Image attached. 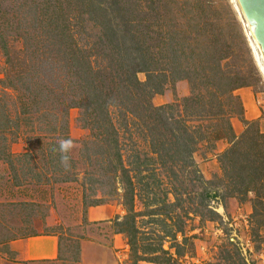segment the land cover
Returning a JSON list of instances; mask_svg holds the SVG:
<instances>
[{
    "label": "trees",
    "instance_id": "obj_1",
    "mask_svg": "<svg viewBox=\"0 0 264 264\" xmlns=\"http://www.w3.org/2000/svg\"><path fill=\"white\" fill-rule=\"evenodd\" d=\"M3 1L0 48L5 62L0 86L11 90L18 106L13 117L0 95V135H20L25 128L32 133L27 138L29 147L42 148L35 150L40 151L39 157L31 148L20 156L11 153L9 146L0 148V159L11 164L18 180L19 169L13 164L18 157L28 162L22 177L30 180L79 179L78 162L71 158V168L66 170L59 151L52 147L60 138H69V111L80 109L83 128L95 137L84 142L87 160L101 162L98 171L114 183V194L126 211L115 218L116 233L123 234L136 252L139 218L149 217L150 223L163 229L158 236L162 245L150 252L148 262L175 264L185 257L194 248V236L186 232L192 217L201 222L222 219L211 206L214 200H221L224 208L226 199L251 202V220L257 227L253 231L264 227V132L259 121L245 119L243 103L235 94L253 87L260 73L229 2L14 0L3 8ZM14 31V39L5 38ZM17 40L19 50L12 46ZM140 73L146 74V82L139 79ZM180 81L188 83L189 95L166 105L153 103L168 83ZM114 108L125 127L135 126L148 144L150 154H144L142 162L147 168L126 163ZM234 117L245 125L239 136ZM221 140L230 146L218 156L221 172L208 180L195 155L201 145L215 150ZM141 156L138 153L135 162ZM143 173L162 174L171 185L159 206L148 212L137 211L138 185L148 177ZM101 204L99 200L88 203L85 196V207ZM165 242L174 253L164 249ZM231 245L225 255L228 264H251L238 244ZM160 253L167 257L163 262H158ZM79 256L80 251L76 261Z\"/></svg>",
    "mask_w": 264,
    "mask_h": 264
},
{
    "label": "rangeland",
    "instance_id": "obj_2",
    "mask_svg": "<svg viewBox=\"0 0 264 264\" xmlns=\"http://www.w3.org/2000/svg\"><path fill=\"white\" fill-rule=\"evenodd\" d=\"M12 1L14 0H4L3 8H7V5L12 4ZM226 1L231 4L237 13L244 34L250 43L248 28L241 16L236 0ZM19 11L21 12V10ZM16 34L17 32L15 31L9 34L7 33L5 38L14 39ZM13 42H15L12 44L13 48L19 50L21 48L19 41H12V43ZM4 62L5 59L0 48V72L4 69ZM256 65L260 77L252 82V88L257 94V105L262 111V122L264 124V74L257 61ZM138 77L142 82L147 81L145 73H140ZM1 78H3V75L0 73V79ZM183 82L168 83L164 93L154 96L153 103L158 106L166 105L185 97L182 94L185 92L189 93V86L186 81ZM0 95L9 106L14 117L18 106L16 97L14 94L12 95L11 90L4 91L1 86ZM81 114L80 109H71L68 117L69 137L75 144V147L69 155L78 162L77 168L80 172V176L77 181L60 183L51 181L39 183L35 180H30V176L22 177L27 170L28 162L24 158L19 157L14 159L13 162L14 166L19 169L17 173L21 176L18 180L13 173L11 164L7 163L5 159H0V264H75L79 251L81 253V244L83 241L103 242L106 245H111L112 234L117 230L114 224L115 218L111 219V222H113L112 224L104 225L105 223L103 222L109 220L99 221L100 223H90L87 217L90 207L88 208L84 205L85 196L86 202L90 203L95 200L102 201L103 204L99 206L103 208H113L120 216H124L126 211L121 205L120 197L114 194V183L108 181V179L98 171L101 162L94 159L91 164V162L87 160L89 153L87 152L86 154V151L83 149L84 142L95 137L89 129L83 128V124L80 121ZM112 116L120 130L123 152L128 166L135 168L139 164H142L147 168V165H145L146 163L142 162L144 154H150V152L148 144L143 140V136L136 133L135 126L130 125L125 127V121L119 116L115 108L112 109ZM234 118L239 119L238 117ZM31 135L32 133L25 128L21 131L20 135L8 132L5 135L1 134L0 148H4L5 145L7 147L9 146L10 152L15 156H20V154L27 152L29 150L28 148H31L36 157H39L40 151L35 152V150H37V148H42L38 145L30 147L28 145L29 139L27 138ZM4 138H6L7 141L3 142ZM49 141L50 139H48L45 144ZM57 147L56 145L52 147V149L54 150ZM44 149L47 152L50 150L49 146ZM210 152H213V150H209L207 144L201 145L196 154L197 159L202 162ZM138 153L142 156L141 161L137 163V161L135 162V156ZM36 159L35 161L41 164V159ZM149 163L152 164L153 162H148L147 164ZM47 169L48 168H42V171H46ZM85 172H87V176L92 177L87 178ZM54 174L58 178H63L64 176L62 173L59 174L55 171ZM147 174L148 173H143L141 175L148 177L141 182V185H138L140 189L139 194L141 195L140 199L137 200V211L139 212H148L147 210L159 206L161 200L166 197L165 192H168L171 187L168 179L162 174L158 176H150ZM211 180H214V177H212ZM172 198L171 196V199ZM233 200L235 199H226V201H224L226 204V211L223 215L218 211L220 208L224 209L223 202L221 200H214L211 202V206L222 216L221 220H205L201 222L199 218L192 217L193 219L189 221L186 232L189 237L194 236V248L191 249L185 257L177 259L175 264H228L225 260V255L226 250L232 248L231 244H238L242 254L249 262L251 264H256L257 261L254 258H257L256 256L264 251V227L261 228L259 232H254L255 230L253 231V229L257 227L251 220L252 214L246 215L247 211L245 207L246 203L252 206L251 202L240 203L236 200L238 206L233 203ZM238 207L243 209L242 211L244 214L241 212V216L237 215ZM138 220V226L141 228L136 246L138 251L133 252L131 246H128L122 264H154L148 262V260L151 259L150 252L153 249L158 250L162 245L161 239L158 238L159 234L163 232L161 225L150 223L149 217L139 218ZM46 234L59 236L62 244L61 262L27 263L13 260V255L8 249V243L12 239ZM125 239L128 243L126 237ZM178 239L182 241V236L179 235ZM163 244L165 250L174 253V250H170L169 242ZM166 258V255L160 253L158 262H163ZM111 260L112 256H109V258L106 256L105 261Z\"/></svg>",
    "mask_w": 264,
    "mask_h": 264
},
{
    "label": "crops",
    "instance_id": "obj_3",
    "mask_svg": "<svg viewBox=\"0 0 264 264\" xmlns=\"http://www.w3.org/2000/svg\"><path fill=\"white\" fill-rule=\"evenodd\" d=\"M183 82V81H181ZM184 83V82H183ZM189 93L185 92L182 95L187 96ZM235 94L241 99L245 109V119L248 121L261 122V128L264 132V124L262 122V111L257 105V94L252 87H244L235 92ZM232 124L235 133L239 136L245 130V125L240 119L233 118ZM230 146L227 140H221L217 142L215 150L210 152L208 156L201 161L195 159L206 179H211L213 175L221 172L218 163L219 154L223 153ZM233 203L238 205L236 200ZM239 206V205H238ZM246 215L252 214V206L248 203L245 205ZM243 209L238 207L237 215H240ZM220 214L225 213V208L218 210ZM223 211V212H222ZM244 214V212H243ZM242 214V215H243ZM116 210L113 208H103L101 206L90 207L87 213L90 223H97L99 221L106 224H112L111 219L116 218ZM236 215V214H235ZM241 216V215H240ZM100 223V222H99ZM128 243L123 234L114 232L112 234L111 245H106L103 242H82L80 259L75 264H122L124 256L128 250ZM8 249L12 253L16 262H61L62 244L59 236L54 234L27 236L18 239H14L8 243ZM264 254V251L260 253ZM259 254L254 258L258 264ZM112 256L111 261H105V258Z\"/></svg>",
    "mask_w": 264,
    "mask_h": 264
},
{
    "label": "water",
    "instance_id": "obj_4",
    "mask_svg": "<svg viewBox=\"0 0 264 264\" xmlns=\"http://www.w3.org/2000/svg\"><path fill=\"white\" fill-rule=\"evenodd\" d=\"M236 3L248 28V37L255 59L262 70V63H264V0H236ZM251 28H253L252 32Z\"/></svg>",
    "mask_w": 264,
    "mask_h": 264
},
{
    "label": "clouds",
    "instance_id": "obj_5",
    "mask_svg": "<svg viewBox=\"0 0 264 264\" xmlns=\"http://www.w3.org/2000/svg\"><path fill=\"white\" fill-rule=\"evenodd\" d=\"M57 149L60 153V163L61 165L66 169L70 170L71 168V157L69 153L73 150L75 147L74 141L69 137V138H60L57 141Z\"/></svg>",
    "mask_w": 264,
    "mask_h": 264
},
{
    "label": "built area",
    "instance_id": "obj_6",
    "mask_svg": "<svg viewBox=\"0 0 264 264\" xmlns=\"http://www.w3.org/2000/svg\"><path fill=\"white\" fill-rule=\"evenodd\" d=\"M260 255V254H259ZM258 264H264V254H261L258 258Z\"/></svg>",
    "mask_w": 264,
    "mask_h": 264
},
{
    "label": "bare ground",
    "instance_id": "obj_7",
    "mask_svg": "<svg viewBox=\"0 0 264 264\" xmlns=\"http://www.w3.org/2000/svg\"><path fill=\"white\" fill-rule=\"evenodd\" d=\"M253 28H251V32H252ZM262 70L264 72V63H262Z\"/></svg>",
    "mask_w": 264,
    "mask_h": 264
}]
</instances>
